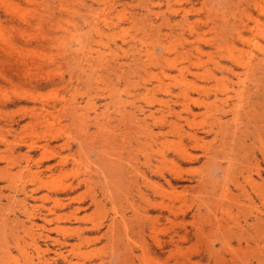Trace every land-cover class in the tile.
Wrapping results in <instances>:
<instances>
[{"label": "rangeland", "instance_id": "obj_1", "mask_svg": "<svg viewBox=\"0 0 264 264\" xmlns=\"http://www.w3.org/2000/svg\"><path fill=\"white\" fill-rule=\"evenodd\" d=\"M133 208L142 264H264V0H0V264H109Z\"/></svg>", "mask_w": 264, "mask_h": 264}, {"label": "bare ground", "instance_id": "obj_2", "mask_svg": "<svg viewBox=\"0 0 264 264\" xmlns=\"http://www.w3.org/2000/svg\"><path fill=\"white\" fill-rule=\"evenodd\" d=\"M63 1V0H62ZM213 2V1H212ZM13 10H15V9H13ZM100 11V10H99ZM150 11V10H149ZM23 12V11H22ZM15 13V12H14ZM24 13V12H23ZM25 14V13H24ZM105 15V14H104ZM148 16V15H147ZM184 17L186 16V15H183ZM141 17H142V15H141ZM146 17V16H145ZM160 17H162V16H160ZM151 18V17H150ZM252 18H251V16H247L246 18H245V20H243V19H241V23L240 24H236L237 25V29H238V27H239V31H238V35L239 36H242V34H243V32L246 30V29H252V26H250V24H249V21L251 20ZM151 20V19H150ZM185 20V19H184ZM225 20V19H224ZM253 20V19H252ZM152 21V20H151ZM185 21H187V20H185ZM226 21V20H225ZM189 22V21H188ZM151 23V22H150ZM180 23H181V21H180ZM227 23V22H226ZM177 24V23H176ZM151 25V24H150ZM168 25V24H167ZM256 25V24H255ZM183 26H184V24H183ZM232 26H234V22H233V24H232ZM257 26V25H256ZM224 27V26H223ZM228 27V26H227ZM234 28H235V26H234ZM191 29H192V27H191ZM223 29V28H222ZM256 29V28H255ZM254 29V30H255ZM181 30V29H180ZM227 30V29H226ZM144 33V32H143ZM228 33V32H227ZM230 33L231 32H229V35H230ZM243 37V36H242ZM245 37V36H244ZM227 38V37H226ZM231 38V37H230ZM185 39V38H184ZM228 39V38H227ZM247 39V38H246ZM245 41V40H244ZM9 43V42H8ZM7 43V44H8ZM4 44V43H3ZM6 44V45H7ZM11 45V44H10ZM78 45V44H77ZM141 45V44H140ZM189 45H191V44H189ZM193 45V44H192ZM193 48V47H192ZM169 49V48H168ZM197 50H198V48H196ZM229 49H231V48H229ZM235 49V48H234ZM145 50V49H144ZM194 50V49H193ZM166 52H168V51H166ZM169 53V52H168ZM233 53V52H232ZM240 53V52H239ZM231 54V53H230ZM22 55V54H21ZM55 55V54H54ZM152 56V55H151ZM162 56V55H161ZM153 57V56H152ZM164 56H162V58H163ZM230 57V56H229ZM140 58V57H139ZM161 58V57H160ZM239 59V58H238ZM160 60V59H159ZM162 60V59H161ZM160 60V61H161ZM41 61V60H40ZM154 61V60H153ZM155 61H157V60H155ZM195 61V60H194ZM162 62V61H161ZM237 62V61H236ZM244 63V62H243ZM156 64H159V62H156ZM251 64V63H250ZM152 66H153V64H152ZM143 67V66H142ZM253 67V66H252ZM187 68V67H186ZM251 68V67H250ZM145 70V69H144ZM161 70H163V69H161ZM180 70V69H179ZM249 70V69H248ZM136 72V71H135ZM182 73V72H181ZM243 73V72H242ZM169 77H170V75H169ZM241 81V80H240ZM243 81V80H242ZM241 83V82H240ZM187 85V84H186ZM243 87V86H242ZM246 88V87H245ZM152 89V88H151ZM243 89V88H242ZM238 90H240L239 88H238ZM241 92V91H240ZM239 92V93H240ZM246 92L248 93V96H250L249 94V92H251L250 91V89L249 88H247L246 89ZM246 92H244V93H246ZM253 92V91H252ZM246 93V94H247ZM242 95V94H241ZM246 96V95H245ZM152 97V96H151ZM246 98H247V96H246ZM245 97H244V99H246ZM225 99V98H224ZM249 99V98H248ZM226 100H228V99H226ZM239 102H240V100H239ZM71 104V103H70ZM51 105H53V104H51ZM228 105V104H227ZM226 105V106H227ZM233 107H234V104H233ZM236 107H238L237 105H236ZM230 108V107H229ZM170 109V108H169ZM233 109V108H232ZM47 110V109H46ZM237 110V109H236ZM72 113H74V112H72ZM151 113V112H150ZM152 114V113H151ZM153 115V114H152ZM76 116V115H75ZM151 116V115H150ZM146 120V119H145ZM145 120H140V123H142L143 122V124H141L140 126L142 127V129H143V131L144 130H146V131H150V133H152V129H151V127L145 122ZM157 121V120H156ZM155 121V122H156ZM238 127V126H237ZM235 128V127H234ZM140 129V128H139ZM235 130V129H234ZM233 130V131H234ZM141 131V130H140ZM235 131H237V130H235ZM253 137V136H252ZM129 188V187H128ZM98 201V200H97ZM93 202V201H92ZM134 209V211L132 212V214L130 215V217H133V218H136L137 220V222H135L134 224H133V221H130V220H132L133 218H128L126 215H124L123 217H121L123 220H125V216H126V219H128V222H129V227H127L128 226V224L127 223H125V224H127L126 226H124L123 228H121V230H119L118 228V230L119 231H116L115 230V227H116V221H115V219L114 218H112V220L110 221V223L108 224V227H107V230L103 233L105 236L104 237H106L107 236V238H109V239H111V238H118V242L119 241H123V243H122V247H116V248H114L113 250H112V253L109 255L110 256V260H109V264H142L141 262H143V260L144 261H146L145 260V258H147L148 260L149 259H151L150 257H149V255L152 253V249H151V247L148 245V242H147V239H146V236H147V233H146V230H147V226H146V219L147 218H150L149 216H148V210L146 211L145 210V212L143 211H139L137 208V210L135 209V208H133ZM33 213H31L30 214V218H33ZM28 216H29V214H28ZM57 218H59V217H57ZM42 219L43 220H46V222H50V221H52V219H47V216H43L42 217ZM121 219V221H123ZM33 219H30V221H32ZM54 220V219H53ZM120 222V221H119ZM32 225V224H31ZM34 227V226H33ZM264 227V226H263ZM29 228H31V227H29ZM98 228V227H97ZM53 230V229H52ZM87 230V229H86ZM95 230V229H94ZM121 231V232H120ZM133 236L134 237H137V240H135L134 238H133ZM46 237H48V235L46 234ZM120 238H123L122 240H120ZM36 241V240H35ZM114 241V243H115V240H113ZM16 243H17V241H15ZM157 242H159V241H157ZM169 242L170 243H173L174 242V237L173 236H171L170 237V240H169ZM19 243V242H18ZM65 243V242H64ZM136 244V243H138L139 244V246L142 248V253H136V250H135V246L134 247H132L131 245L132 244ZM160 243V242H159ZM120 245V244H119ZM137 245V244H136ZM158 245H161V244H158ZM6 247V246H5ZM18 249H20V251H22L21 249H23L24 247H17ZM35 248H36V250H37V252H38V254L40 253V246L38 245V244H35ZM122 249H123V251H122ZM24 250V249H23ZM25 251V250H24ZM24 251H22V252H24ZM6 252V251H5ZM68 252V251H67ZM4 253V252H3ZM25 253H26V251H25ZM43 253H45V252H43ZM58 253V252H57ZM62 253V252H61ZM66 253V252H65ZM64 253V254H65ZM70 253V252H69ZM63 253L61 254V257H62V259L63 260H67V258H68V256L65 254L64 255ZM54 255V254H53ZM56 255V254H55ZM142 256H146L145 258L144 257H142ZM148 256V257H147ZM2 257V256H1ZM81 257V256H80ZM30 259V258H29ZM40 259V258H39ZM38 259V260H39ZM44 260L46 259V258H43ZM55 259H56V257H55ZM55 259H53V260H55ZM25 260H28V258L27 259H25ZM37 260V261H38ZM42 260V259H41ZM152 260V259H151ZM31 263V262H30ZM48 262L46 261V262H44V261H40V262H38V264H47ZM154 262H152V261H149V263L148 262H146L145 264H153ZM223 263V262H222ZM29 264V263H28ZM37 264V263H36Z\"/></svg>", "mask_w": 264, "mask_h": 264}]
</instances>
